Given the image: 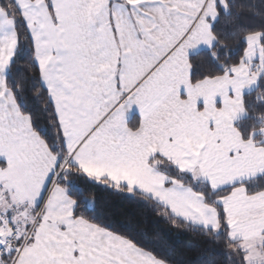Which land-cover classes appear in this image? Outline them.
<instances>
[{
	"label": "snow or ice",
	"instance_id": "snow-or-ice-1",
	"mask_svg": "<svg viewBox=\"0 0 264 264\" xmlns=\"http://www.w3.org/2000/svg\"><path fill=\"white\" fill-rule=\"evenodd\" d=\"M93 190L264 264V0H0V264H221Z\"/></svg>",
	"mask_w": 264,
	"mask_h": 264
},
{
	"label": "trees",
	"instance_id": "trees-1",
	"mask_svg": "<svg viewBox=\"0 0 264 264\" xmlns=\"http://www.w3.org/2000/svg\"><path fill=\"white\" fill-rule=\"evenodd\" d=\"M84 196L87 199L95 197L97 200V211L112 215L117 222V227L128 223L130 220L135 222L133 220L134 216L140 221V228L147 232L150 238L160 239L163 247L177 257L193 261L195 257L203 253L209 256L214 255L216 260L224 264L223 253L225 249L220 242L206 243L205 238L196 233L183 228H176L148 210L124 201L110 193L93 190L92 192L85 191ZM205 249L208 251L205 252Z\"/></svg>",
	"mask_w": 264,
	"mask_h": 264
},
{
	"label": "rangeland",
	"instance_id": "rangeland-1",
	"mask_svg": "<svg viewBox=\"0 0 264 264\" xmlns=\"http://www.w3.org/2000/svg\"><path fill=\"white\" fill-rule=\"evenodd\" d=\"M91 200V199H90Z\"/></svg>",
	"mask_w": 264,
	"mask_h": 264
}]
</instances>
